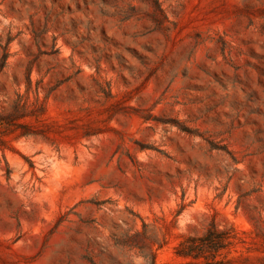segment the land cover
Segmentation results:
<instances>
[{
	"label": "rangeland",
	"instance_id": "obj_1",
	"mask_svg": "<svg viewBox=\"0 0 264 264\" xmlns=\"http://www.w3.org/2000/svg\"><path fill=\"white\" fill-rule=\"evenodd\" d=\"M5 53L0 264H264V0H0Z\"/></svg>",
	"mask_w": 264,
	"mask_h": 264
},
{
	"label": "trees",
	"instance_id": "obj_2",
	"mask_svg": "<svg viewBox=\"0 0 264 264\" xmlns=\"http://www.w3.org/2000/svg\"><path fill=\"white\" fill-rule=\"evenodd\" d=\"M8 58L9 54L5 53L0 59V71L7 67ZM46 102V99L40 100L39 97L31 102L28 97L17 93L14 100L0 108V149L5 143L3 135H14L17 139L44 136L42 132L34 130L29 121L37 120L45 112ZM240 242L234 228L220 230L212 223L203 236L186 237L181 241L175 253L183 258L204 259L206 264H224L218 257Z\"/></svg>",
	"mask_w": 264,
	"mask_h": 264
}]
</instances>
